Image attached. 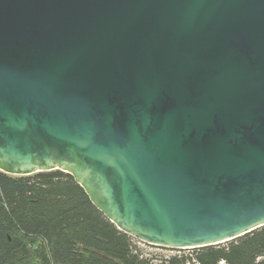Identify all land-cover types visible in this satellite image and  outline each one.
I'll use <instances>...</instances> for the list:
<instances>
[{
  "label": "water",
  "instance_id": "water-1",
  "mask_svg": "<svg viewBox=\"0 0 264 264\" xmlns=\"http://www.w3.org/2000/svg\"><path fill=\"white\" fill-rule=\"evenodd\" d=\"M54 170L149 246L264 227V0H0V171Z\"/></svg>",
  "mask_w": 264,
  "mask_h": 264
},
{
  "label": "trees",
  "instance_id": "trees-1",
  "mask_svg": "<svg viewBox=\"0 0 264 264\" xmlns=\"http://www.w3.org/2000/svg\"><path fill=\"white\" fill-rule=\"evenodd\" d=\"M140 244L70 174L0 171V264H264V227L189 255H146Z\"/></svg>",
  "mask_w": 264,
  "mask_h": 264
},
{
  "label": "rangeland",
  "instance_id": "rangeland-1",
  "mask_svg": "<svg viewBox=\"0 0 264 264\" xmlns=\"http://www.w3.org/2000/svg\"><path fill=\"white\" fill-rule=\"evenodd\" d=\"M138 248L141 249V251L144 254L155 256V257H168V256H173V255H178V254L189 255L191 253V250L178 251V250L162 249V248L149 246L146 244H140L138 245Z\"/></svg>",
  "mask_w": 264,
  "mask_h": 264
}]
</instances>
